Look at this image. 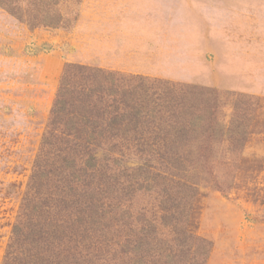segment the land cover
Instances as JSON below:
<instances>
[{
	"label": "trees",
	"instance_id": "trees-1",
	"mask_svg": "<svg viewBox=\"0 0 264 264\" xmlns=\"http://www.w3.org/2000/svg\"><path fill=\"white\" fill-rule=\"evenodd\" d=\"M79 2L0 8L30 30L56 29L68 23L61 7ZM217 99L212 89L66 64L1 264H204L211 245L193 233L198 187L231 189L213 171L215 147L242 150L253 108L235 94L226 123ZM142 194L150 210L135 205Z\"/></svg>",
	"mask_w": 264,
	"mask_h": 264
},
{
	"label": "rangeland",
	"instance_id": "rangeland-1",
	"mask_svg": "<svg viewBox=\"0 0 264 264\" xmlns=\"http://www.w3.org/2000/svg\"><path fill=\"white\" fill-rule=\"evenodd\" d=\"M61 11L65 28L30 30L0 8V264L66 64L215 90L226 123L235 94L251 98L242 150L215 147L213 171L231 189L198 187L193 233L211 245L204 264H264V0H80Z\"/></svg>",
	"mask_w": 264,
	"mask_h": 264
}]
</instances>
